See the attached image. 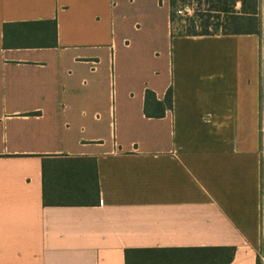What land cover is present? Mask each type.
Segmentation results:
<instances>
[{
    "label": "crops",
    "instance_id": "1",
    "mask_svg": "<svg viewBox=\"0 0 264 264\" xmlns=\"http://www.w3.org/2000/svg\"><path fill=\"white\" fill-rule=\"evenodd\" d=\"M259 17L181 36L171 0H0V264H262L264 0Z\"/></svg>",
    "mask_w": 264,
    "mask_h": 264
},
{
    "label": "trees",
    "instance_id": "2",
    "mask_svg": "<svg viewBox=\"0 0 264 264\" xmlns=\"http://www.w3.org/2000/svg\"><path fill=\"white\" fill-rule=\"evenodd\" d=\"M194 0H171V21L174 24L176 9L181 4ZM208 9L195 19L185 34L181 36H215L260 34L261 19L259 8L261 0H205ZM240 7L238 8V6ZM173 96L169 90L164 102H159L154 93L147 91L145 113L148 117L161 118L166 110L172 109ZM148 258L153 264H230L234 248H181L148 250Z\"/></svg>",
    "mask_w": 264,
    "mask_h": 264
},
{
    "label": "rangeland",
    "instance_id": "3",
    "mask_svg": "<svg viewBox=\"0 0 264 264\" xmlns=\"http://www.w3.org/2000/svg\"><path fill=\"white\" fill-rule=\"evenodd\" d=\"M192 3V1L190 2ZM194 13L192 16L176 18L173 24V29L176 34H185L189 25L190 20L195 19L201 13H205L208 9L205 0H194Z\"/></svg>",
    "mask_w": 264,
    "mask_h": 264
},
{
    "label": "built area",
    "instance_id": "4",
    "mask_svg": "<svg viewBox=\"0 0 264 264\" xmlns=\"http://www.w3.org/2000/svg\"><path fill=\"white\" fill-rule=\"evenodd\" d=\"M193 13H194L193 1L192 3L188 2L185 4L179 5V7L176 9V12H175L177 18L192 16ZM263 69H264V53H263ZM261 96H262V104L264 106V85L262 87ZM261 262L262 264H264V255L261 256Z\"/></svg>",
    "mask_w": 264,
    "mask_h": 264
}]
</instances>
